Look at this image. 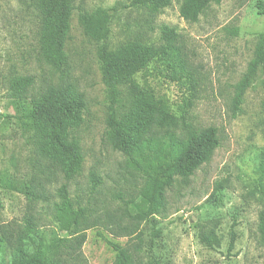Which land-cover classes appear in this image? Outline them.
Here are the masks:
<instances>
[{"label": "rangeland", "instance_id": "1", "mask_svg": "<svg viewBox=\"0 0 264 264\" xmlns=\"http://www.w3.org/2000/svg\"><path fill=\"white\" fill-rule=\"evenodd\" d=\"M181 2L172 0L152 15L133 0H75L65 50L71 80L84 91L87 103L81 124L72 131L85 161L81 173L68 182L69 193L99 213L122 212L125 201L137 200L143 180L106 137L110 100L98 48L103 43L116 49L131 41L165 44L168 53L148 63L134 81L156 104L194 127H217L220 144L186 183L178 181L167 190V206L155 221L141 223L143 257L152 256L159 264H264V243L258 232L264 207L262 75L245 93L235 116L231 105L233 85L246 71L257 37L264 31V0H221L210 4L196 22L180 15ZM80 8L109 10L107 39L98 42L85 35ZM164 26L178 35L171 48L163 39ZM232 28L238 33L233 34ZM20 76L33 77L30 93L34 94L61 78L41 54L34 8L19 0H0V224H8L14 232L24 225L28 202L16 188L41 182L49 200L38 202L32 213L49 244L65 235L53 215V202L59 200L58 188L67 181L59 172L38 170L33 129L22 118L29 104L14 99L10 89V82ZM91 171L101 176L96 189L91 186ZM208 234L215 237L214 247L202 240ZM129 239L102 227L88 229L82 247L87 264H114L116 252L108 240L125 244ZM11 248L0 245V264L12 263Z\"/></svg>", "mask_w": 264, "mask_h": 264}, {"label": "trees", "instance_id": "2", "mask_svg": "<svg viewBox=\"0 0 264 264\" xmlns=\"http://www.w3.org/2000/svg\"><path fill=\"white\" fill-rule=\"evenodd\" d=\"M19 1L34 8L41 54L61 77L58 83H51L35 94L30 93L34 82L31 76L14 78L10 89L14 99L29 104L22 118L33 129V147L38 157L39 172H59L67 181L58 188L59 200L53 202V215L65 235L56 236L49 244L43 240L32 211L38 202L48 201L49 195L41 182L33 184L32 181L24 188H16L28 202L25 223L23 226L19 224L21 228L15 232L8 224H0V245L12 247L14 257L11 264H87L82 249L87 230L102 227L116 236L130 237L125 244L108 240L116 252L114 264H159L152 256L149 260L143 257L144 230L141 223L155 221V215L167 206V190L178 181L186 183L202 164L211 160L220 144L217 127H194L189 121L156 104L134 81V75L144 70L148 63L168 53L165 44L156 46L131 41L111 49L101 43L98 59L110 100L106 137L113 149L125 155L128 167L140 175L143 185L137 200L130 198L125 201L122 212L99 213L95 208L81 204L80 200H74L69 193L68 182L81 173L85 156L72 131L81 124V111L87 103L84 91L71 80L65 50L75 0ZM220 2L182 0L180 15L196 22L210 4ZM171 3L172 0H133L135 6L152 15ZM110 17L108 9L79 10V23L85 35L98 42L108 38ZM232 33L237 34L238 29L232 28ZM162 34L171 48L178 36L175 29L164 26ZM259 74L262 75L264 88V31L257 37L246 71L233 85V116L241 111L245 93ZM121 105H124V110L120 109ZM90 182L96 189L101 184V176L91 171ZM261 194L264 198V185ZM126 215L130 219L128 222H125ZM258 232L264 243V207L259 212ZM235 237L233 232L231 246ZM202 240L214 247L213 235H202Z\"/></svg>", "mask_w": 264, "mask_h": 264}]
</instances>
